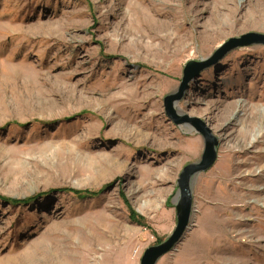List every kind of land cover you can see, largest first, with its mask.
<instances>
[{
	"label": "rangeland",
	"instance_id": "rangeland-1",
	"mask_svg": "<svg viewBox=\"0 0 264 264\" xmlns=\"http://www.w3.org/2000/svg\"><path fill=\"white\" fill-rule=\"evenodd\" d=\"M246 32L264 33V0H0V264H140L202 158L192 120L216 159L156 264H264V45L192 78L181 123L163 103Z\"/></svg>",
	"mask_w": 264,
	"mask_h": 264
},
{
	"label": "water",
	"instance_id": "water-1",
	"mask_svg": "<svg viewBox=\"0 0 264 264\" xmlns=\"http://www.w3.org/2000/svg\"><path fill=\"white\" fill-rule=\"evenodd\" d=\"M253 44L264 45V33L246 32L238 37H230L226 41H223L208 58L199 61L189 60L184 65L177 92L168 94L163 98L166 114L176 124L181 123V120L175 115L174 103L182 98L192 78L198 76L204 69L216 64L231 50ZM183 119L188 121L187 118ZM191 123L204 138L202 158L198 163L187 164L179 174L177 183L180 198L175 207L176 224L173 231L162 242L147 247L142 253L140 264H156L164 254L170 251L182 239L186 229L189 227L192 214L191 178L196 172L209 168L216 159V139L210 134L209 129L205 128L198 120H192Z\"/></svg>",
	"mask_w": 264,
	"mask_h": 264
},
{
	"label": "trees",
	"instance_id": "trees-1",
	"mask_svg": "<svg viewBox=\"0 0 264 264\" xmlns=\"http://www.w3.org/2000/svg\"><path fill=\"white\" fill-rule=\"evenodd\" d=\"M85 192H87V191H85ZM77 193H82V192L77 191ZM10 201L17 202V200H10ZM131 215H132V217H135L133 212L131 213Z\"/></svg>",
	"mask_w": 264,
	"mask_h": 264
},
{
	"label": "bare ground",
	"instance_id": "bare-ground-1",
	"mask_svg": "<svg viewBox=\"0 0 264 264\" xmlns=\"http://www.w3.org/2000/svg\"><path fill=\"white\" fill-rule=\"evenodd\" d=\"M63 260V259H62ZM58 261V260H57Z\"/></svg>",
	"mask_w": 264,
	"mask_h": 264
}]
</instances>
